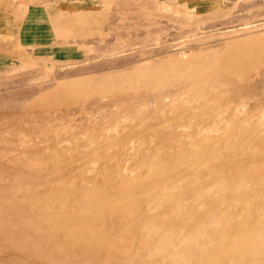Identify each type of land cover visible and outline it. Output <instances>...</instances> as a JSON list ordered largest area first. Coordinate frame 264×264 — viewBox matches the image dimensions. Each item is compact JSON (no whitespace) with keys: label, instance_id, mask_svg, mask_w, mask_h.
Wrapping results in <instances>:
<instances>
[{"label":"rangeland","instance_id":"rangeland-1","mask_svg":"<svg viewBox=\"0 0 264 264\" xmlns=\"http://www.w3.org/2000/svg\"><path fill=\"white\" fill-rule=\"evenodd\" d=\"M0 1V264H264V0Z\"/></svg>","mask_w":264,"mask_h":264},{"label":"crops","instance_id":"crops-1","mask_svg":"<svg viewBox=\"0 0 264 264\" xmlns=\"http://www.w3.org/2000/svg\"><path fill=\"white\" fill-rule=\"evenodd\" d=\"M4 1H0V59L3 57L4 50L11 46L14 39L22 31L19 22H16L15 17L6 13L4 9Z\"/></svg>","mask_w":264,"mask_h":264},{"label":"bare ground","instance_id":"bare-ground-1","mask_svg":"<svg viewBox=\"0 0 264 264\" xmlns=\"http://www.w3.org/2000/svg\"><path fill=\"white\" fill-rule=\"evenodd\" d=\"M243 210V209H242ZM245 211V210H244ZM241 214H243V211L241 212ZM240 218V217H239ZM246 223H248V222H246ZM66 235V234H65ZM254 235V234H253ZM255 237V236H254ZM240 238V237H239ZM247 238V237H246ZM250 238V237H249ZM238 239V238H237ZM252 240V239H251ZM227 241V240H226ZM241 241V240H240ZM239 241V242H240ZM164 243V241L162 242V244ZM245 243V242H244ZM248 243H250V242H248ZM247 244V243H246ZM157 246V245H156ZM157 247H159V246H157ZM249 248V247H248ZM156 249V248H155ZM249 249H251V248H249ZM156 251H157V249H156ZM158 252V251H157ZM243 253H244V251H243ZM242 254V253H241Z\"/></svg>","mask_w":264,"mask_h":264}]
</instances>
